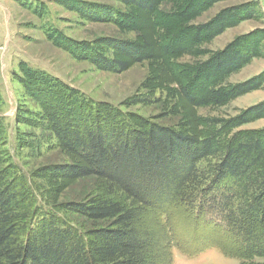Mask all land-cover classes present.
Wrapping results in <instances>:
<instances>
[{
	"label": "rangeland",
	"instance_id": "rangeland-1",
	"mask_svg": "<svg viewBox=\"0 0 264 264\" xmlns=\"http://www.w3.org/2000/svg\"><path fill=\"white\" fill-rule=\"evenodd\" d=\"M240 37L257 55L220 74L216 55ZM102 104L135 129L157 124L200 137L235 120L224 141L264 130V112L251 111L264 106V0H0V170L16 165L39 214L58 212L86 233L110 221L71 207L109 195L108 182L56 174L83 162L44 116L59 105L89 118ZM135 230L146 244L142 264L244 263L239 234L175 191L143 209Z\"/></svg>",
	"mask_w": 264,
	"mask_h": 264
},
{
	"label": "trees",
	"instance_id": "trees-1",
	"mask_svg": "<svg viewBox=\"0 0 264 264\" xmlns=\"http://www.w3.org/2000/svg\"><path fill=\"white\" fill-rule=\"evenodd\" d=\"M257 53L255 42L240 37L216 55V71L240 69ZM261 80L237 85L234 95L259 88ZM60 108L52 105L44 119L59 145L83 163L56 174L106 180L109 195L71 209L110 226L86 233L58 212L39 214L36 193L11 164L0 170V264H142L146 244L136 233L137 217L173 191L239 234L242 264L264 258V130L224 141L235 120L195 137L157 124L135 129L109 104L92 108L89 118ZM251 111L260 117L264 106Z\"/></svg>",
	"mask_w": 264,
	"mask_h": 264
}]
</instances>
